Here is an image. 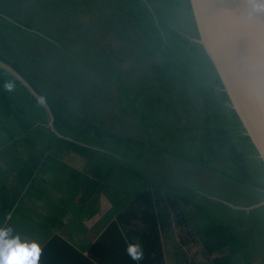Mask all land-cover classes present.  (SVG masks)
Instances as JSON below:
<instances>
[{
    "label": "trees",
    "instance_id": "obj_1",
    "mask_svg": "<svg viewBox=\"0 0 264 264\" xmlns=\"http://www.w3.org/2000/svg\"><path fill=\"white\" fill-rule=\"evenodd\" d=\"M106 30L116 42L108 48L98 40ZM199 39L189 0H0V61L47 104L0 66V161L17 160L20 147L36 157L19 158L7 171L17 184L0 181V210L18 209L37 189L44 197L57 189L80 219L89 209L95 214L93 205L83 196L70 205L64 196L103 191L117 220L89 256L55 236L48 247L62 261L166 264L162 232L173 228L197 258L219 255L212 264L263 263L264 164ZM65 50H78L77 58L57 64ZM169 166L211 172L235 195L217 197ZM169 179L171 190L177 184L171 192ZM134 220L142 225L136 243L127 230ZM133 243L142 260L127 254Z\"/></svg>",
    "mask_w": 264,
    "mask_h": 264
},
{
    "label": "water",
    "instance_id": "obj_2",
    "mask_svg": "<svg viewBox=\"0 0 264 264\" xmlns=\"http://www.w3.org/2000/svg\"><path fill=\"white\" fill-rule=\"evenodd\" d=\"M202 43L223 82L245 135L264 164V10L251 11L248 0H189ZM264 5V0H257ZM0 66L19 77L11 65ZM252 208V206H251Z\"/></svg>",
    "mask_w": 264,
    "mask_h": 264
},
{
    "label": "crops",
    "instance_id": "obj_3",
    "mask_svg": "<svg viewBox=\"0 0 264 264\" xmlns=\"http://www.w3.org/2000/svg\"><path fill=\"white\" fill-rule=\"evenodd\" d=\"M49 122L50 127H52V118H50ZM3 148L4 152L6 149H9L7 147ZM19 149L21 150L15 152L18 155L17 160L24 156L25 158H36L32 155L34 153L31 150L29 151L26 148L28 150L27 152L22 147ZM78 159L80 160V157H78ZM17 160H7L9 162L0 161V181L2 184L12 186L17 184L12 178L6 177L7 171L15 165V161ZM27 180H29V177ZM9 195L15 198L17 193L10 190ZM68 196L70 195H65L64 197L67 202H70V205L74 202H80V198L83 196L85 204L89 205L90 208L91 205H93L92 210L95 214L92 215L89 209L88 213H83V217L78 219V215H76L73 210H68L66 206L64 208V203H62L63 197L58 194L57 189L56 191L54 190V192L51 191L50 194L45 197L37 189L36 195H33L32 199L27 203L18 206V209L11 211L7 209L0 210V228L10 229L11 236H19L22 242L38 243L42 249L39 264H75L73 259H64L62 261L61 258L56 257L52 249L53 247H48L49 241L55 236H62L63 238H67L84 256H89L87 253L88 247L91 248L94 240L98 238L110 224L116 221L119 215L117 212L113 213L114 209L109 193L102 191L101 194L94 196L92 194L83 195L79 192L74 199L73 195H71L72 202L66 198ZM1 202L2 201H0V203ZM61 206L65 209V212H61ZM82 219V222L78 224L74 223V221ZM203 223L204 220L196 223L198 231L205 229ZM53 224L58 226H53ZM127 227L128 233L131 234L129 237L136 243L138 238L135 236V232L137 233L138 228L142 227L141 223L134 220L130 225L127 223ZM162 235L166 264H212L215 257H220L219 255H215L210 258L204 256L197 258L198 253L195 255L189 252V249L194 250V248L187 246L189 244L188 241L185 244L180 242L176 229L166 228L163 230ZM79 239L82 240L80 244L78 243ZM179 252L181 254H179ZM89 260L94 264H117L114 263L113 260L110 261L107 258L101 260L93 259L94 261L90 258Z\"/></svg>",
    "mask_w": 264,
    "mask_h": 264
},
{
    "label": "rangeland",
    "instance_id": "obj_4",
    "mask_svg": "<svg viewBox=\"0 0 264 264\" xmlns=\"http://www.w3.org/2000/svg\"><path fill=\"white\" fill-rule=\"evenodd\" d=\"M83 19L85 21L88 20L89 22L91 20L90 15H85L83 17ZM111 33H112L111 31L106 30L105 35L104 34H98V40H101V43L104 44L107 48L110 47V42L112 40H113L112 43L116 44L115 39H113L114 37L111 36ZM86 42H88V41H86ZM68 51L65 50L64 55H62V57L60 59L58 57H55V62H57V64L58 63L60 64V62L68 64V63H70L71 60L73 61L74 59L77 58L76 54H78V53H76V52H78V50H76V52L71 51V50H68ZM57 58H58V60L56 61ZM80 58H81V56H80ZM78 64H79V67L82 68V70L86 71L88 76L94 77V71L91 68H89V67L86 68L85 66H83L84 64H81V63H78ZM106 82H108V81H106ZM168 169L173 170L172 166H169ZM161 170H163V169L158 168V172H160ZM173 171L178 173L181 176L180 178L183 181L186 177L194 176L196 178V181L200 185V187H204L205 191H209L210 193H212L213 195H215L217 197L232 198L235 195L234 186L232 184L230 185L225 180L217 177L215 174H213L211 172H202L200 170H193V169H190V168L185 167V166L181 168V171H180V169L173 170ZM166 177L172 178V173L167 172ZM182 180H181V183H183ZM171 181L172 180L169 179L168 182H165V184L168 187L169 192H171L172 190H175V187L177 185V184H174L173 189L171 190L169 187V183H172ZM244 234H247V233L244 232ZM255 249H257V251H259L260 242L256 243ZM226 251H227V253H229L228 248H226ZM261 256L264 259V252H261ZM256 264H264V262L262 263V261L258 260Z\"/></svg>",
    "mask_w": 264,
    "mask_h": 264
},
{
    "label": "clouds",
    "instance_id": "obj_5",
    "mask_svg": "<svg viewBox=\"0 0 264 264\" xmlns=\"http://www.w3.org/2000/svg\"><path fill=\"white\" fill-rule=\"evenodd\" d=\"M251 11H262L264 5L257 0H248ZM11 89V84H6ZM42 249L36 242H22L19 236L12 237L10 229L0 228V264H39ZM127 254L133 261L143 259V249L139 244H130Z\"/></svg>",
    "mask_w": 264,
    "mask_h": 264
}]
</instances>
